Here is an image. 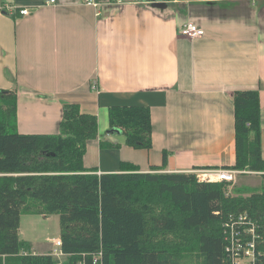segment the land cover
<instances>
[{"label":"crops","instance_id":"1","mask_svg":"<svg viewBox=\"0 0 264 264\" xmlns=\"http://www.w3.org/2000/svg\"><path fill=\"white\" fill-rule=\"evenodd\" d=\"M54 1L0 0V91L15 95L17 132L55 134L63 105L77 103L97 116L83 156L96 174L122 161L150 172L163 152L159 172L224 168L235 161L232 95L258 89L264 158V0ZM189 21L204 35H181ZM113 105L149 108L150 149L108 129Z\"/></svg>","mask_w":264,"mask_h":264},{"label":"trees","instance_id":"2","mask_svg":"<svg viewBox=\"0 0 264 264\" xmlns=\"http://www.w3.org/2000/svg\"><path fill=\"white\" fill-rule=\"evenodd\" d=\"M232 103L235 161L224 168L261 172V190L248 195H228L229 182H200L192 172H159L166 152L150 172L122 161L120 172L96 174L83 165L86 143L97 136L95 114L65 103L57 133L23 134L14 129L15 95L0 91V264H56L49 253H30L19 236L21 214L58 216L62 264L97 251L102 264H186L188 251L200 264H231L222 223L239 213L255 223L264 264L258 89L234 91ZM106 112L108 129L119 131L126 145L151 148L148 107L113 105Z\"/></svg>","mask_w":264,"mask_h":264},{"label":"built area","instance_id":"3","mask_svg":"<svg viewBox=\"0 0 264 264\" xmlns=\"http://www.w3.org/2000/svg\"><path fill=\"white\" fill-rule=\"evenodd\" d=\"M49 2L53 3L55 1L49 0ZM99 3L100 0H85V4L94 7L99 5ZM18 12L20 15L29 13L27 8H21ZM179 31L181 35L188 38L204 35V31L190 21L183 24ZM238 172L228 168L197 169L192 171L200 182H231L235 180V175ZM222 235L225 240V251L229 255L231 264H260L259 257L261 254L257 249L259 235L254 221L246 213L228 215L222 223ZM51 242L55 248L49 254L54 258L56 264H62L67 255L61 249L60 236L52 239ZM101 253V251L82 253L75 263L71 264H102Z\"/></svg>","mask_w":264,"mask_h":264},{"label":"rangeland","instance_id":"4","mask_svg":"<svg viewBox=\"0 0 264 264\" xmlns=\"http://www.w3.org/2000/svg\"><path fill=\"white\" fill-rule=\"evenodd\" d=\"M261 172L239 171L235 180L228 183L227 194L248 195L261 190ZM59 225L57 215L42 216L37 214H21L19 236L21 240L29 242V251L32 254L53 251L55 248L52 239L59 237ZM258 241V239H257ZM50 250V251H49ZM24 251H20L23 254ZM186 264H200L194 252L188 251L184 257Z\"/></svg>","mask_w":264,"mask_h":264},{"label":"water","instance_id":"5","mask_svg":"<svg viewBox=\"0 0 264 264\" xmlns=\"http://www.w3.org/2000/svg\"><path fill=\"white\" fill-rule=\"evenodd\" d=\"M153 7H162L163 5L157 2H152Z\"/></svg>","mask_w":264,"mask_h":264},{"label":"bare ground","instance_id":"6","mask_svg":"<svg viewBox=\"0 0 264 264\" xmlns=\"http://www.w3.org/2000/svg\"><path fill=\"white\" fill-rule=\"evenodd\" d=\"M234 181V180H233Z\"/></svg>","mask_w":264,"mask_h":264}]
</instances>
